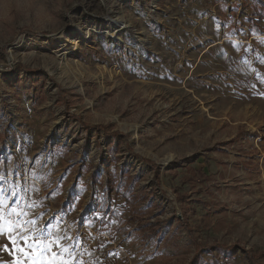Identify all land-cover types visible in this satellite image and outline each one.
<instances>
[{"label": "rangeland", "instance_id": "rangeland-1", "mask_svg": "<svg viewBox=\"0 0 264 264\" xmlns=\"http://www.w3.org/2000/svg\"><path fill=\"white\" fill-rule=\"evenodd\" d=\"M0 227V264H264V0H0Z\"/></svg>", "mask_w": 264, "mask_h": 264}, {"label": "trees", "instance_id": "trees-1", "mask_svg": "<svg viewBox=\"0 0 264 264\" xmlns=\"http://www.w3.org/2000/svg\"><path fill=\"white\" fill-rule=\"evenodd\" d=\"M110 151V149H109ZM129 178V181H127V179ZM158 178V177H157ZM135 179V176L130 175V173H126L121 181H120V186H121V192L123 194V197L126 200V203L128 204V206L131 208V210H136L137 206H136V202L138 199L139 194L136 193L133 190V180ZM108 187H112V185L107 184ZM140 223V227H142L143 230H149V234H157L159 226H156L155 223H150V221H139ZM219 249H221L219 247ZM243 252H245V254L247 255L248 261L250 262V264H259L260 261H258L257 259V255L256 253L253 252L252 249H242ZM264 255V252L260 251L259 255Z\"/></svg>", "mask_w": 264, "mask_h": 264}, {"label": "snow or ice", "instance_id": "snow-or-ice-1", "mask_svg": "<svg viewBox=\"0 0 264 264\" xmlns=\"http://www.w3.org/2000/svg\"><path fill=\"white\" fill-rule=\"evenodd\" d=\"M29 223H34V222H33V221H30ZM18 226H19V222H17L16 227H18ZM4 231H5V229H4L3 227H0V233H3ZM13 243L15 244L16 241H13ZM28 246H29V248H32L34 245H33V244H29ZM51 247H52L51 244H45V245L43 246V251L41 252V255H43L45 252L50 251V250H51ZM63 251H67V250L64 249ZM55 255H56V254L53 253V256H55ZM29 258H31V257H29ZM53 264H55V262H53Z\"/></svg>", "mask_w": 264, "mask_h": 264}]
</instances>
